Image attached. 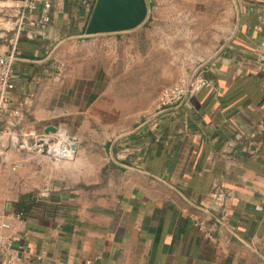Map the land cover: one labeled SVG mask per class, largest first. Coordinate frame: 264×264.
Wrapping results in <instances>:
<instances>
[{"label":"crops","instance_id":"0c3cea01","mask_svg":"<svg viewBox=\"0 0 264 264\" xmlns=\"http://www.w3.org/2000/svg\"><path fill=\"white\" fill-rule=\"evenodd\" d=\"M89 1L61 0L44 35L30 25L33 38L22 37L9 98L25 124L69 127L80 118L109 134L112 122L89 109L108 94V78L69 81L56 52L84 36L120 46L124 31L85 32ZM234 2L231 37L197 71L209 87L127 133L86 138L108 151L93 177L0 196V224L8 218L23 264H264V0ZM61 136L56 148L41 142L71 158L69 133Z\"/></svg>","mask_w":264,"mask_h":264},{"label":"rangeland","instance_id":"374dc122","mask_svg":"<svg viewBox=\"0 0 264 264\" xmlns=\"http://www.w3.org/2000/svg\"><path fill=\"white\" fill-rule=\"evenodd\" d=\"M91 1L96 5L97 0ZM146 1L147 17L140 26L121 34L120 46L111 47L104 38L84 36L56 49L62 72L69 81L108 78V94L96 97L89 108L94 120L112 122L108 135L97 122L92 128L82 126L80 118L70 121L69 127L57 123V131L47 133L45 128L25 124L22 116L17 119L19 123L10 116L0 117L3 200L28 191L41 193L60 184L75 186L87 175L93 177L103 163L102 155L108 151L102 149L100 142L86 138H113L155 115L162 90L189 77L201 64L217 56L237 22L234 0ZM1 2L0 9L6 5ZM63 130L70 136L65 142L77 146L75 152L67 146L71 158L59 157L41 146L44 137L53 140V148L61 146ZM13 137L18 139L14 145Z\"/></svg>","mask_w":264,"mask_h":264},{"label":"built area","instance_id":"2783aa9c","mask_svg":"<svg viewBox=\"0 0 264 264\" xmlns=\"http://www.w3.org/2000/svg\"><path fill=\"white\" fill-rule=\"evenodd\" d=\"M75 1L85 5L90 3L89 0ZM60 4L61 0H18L15 9L2 5L0 9V38L3 40L0 43V117L6 115L17 121L22 116L20 109L14 107L9 98L16 87L15 62L19 55L21 39L25 35L33 38V35L27 31L30 25L35 26L38 32L44 35L51 24L53 9ZM36 13L39 15L36 16ZM260 50L264 56V40L260 43ZM197 71L174 85L164 88L160 94L158 110L177 106L188 96L209 87V81ZM15 216L21 217L22 214L16 213ZM197 225L201 227L200 223ZM10 228L8 218L4 217L0 224V264H23L22 251L17 245L15 235L8 232ZM87 264L92 262L87 261Z\"/></svg>","mask_w":264,"mask_h":264},{"label":"water","instance_id":"95a60500","mask_svg":"<svg viewBox=\"0 0 264 264\" xmlns=\"http://www.w3.org/2000/svg\"><path fill=\"white\" fill-rule=\"evenodd\" d=\"M148 14L146 0H97L86 33L88 35L117 33L140 26ZM47 133L56 132V127L45 129ZM76 151L77 146L72 143Z\"/></svg>","mask_w":264,"mask_h":264},{"label":"bare ground","instance_id":"6f19581e","mask_svg":"<svg viewBox=\"0 0 264 264\" xmlns=\"http://www.w3.org/2000/svg\"><path fill=\"white\" fill-rule=\"evenodd\" d=\"M72 145V144H71ZM41 146L43 147V149H46V151L49 152V147L47 144H45L44 142L41 143ZM72 151L75 152V150L72 148V146H70Z\"/></svg>","mask_w":264,"mask_h":264},{"label":"trees","instance_id":"16d2710c","mask_svg":"<svg viewBox=\"0 0 264 264\" xmlns=\"http://www.w3.org/2000/svg\"><path fill=\"white\" fill-rule=\"evenodd\" d=\"M94 8H95V4H94V6H93L92 12H93ZM91 15H92V14H91ZM90 18H91V17H90ZM87 25H88V24H87ZM86 28H87V26H86ZM86 28H85V32H86ZM17 213H21V214H23L19 209H17Z\"/></svg>","mask_w":264,"mask_h":264}]
</instances>
